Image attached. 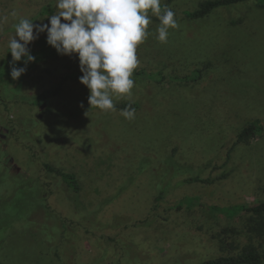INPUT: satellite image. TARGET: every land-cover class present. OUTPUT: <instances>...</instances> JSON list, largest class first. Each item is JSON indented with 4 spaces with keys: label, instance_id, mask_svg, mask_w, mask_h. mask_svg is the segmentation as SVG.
Returning <instances> with one entry per match:
<instances>
[{
    "label": "rangeland",
    "instance_id": "374dc122",
    "mask_svg": "<svg viewBox=\"0 0 264 264\" xmlns=\"http://www.w3.org/2000/svg\"><path fill=\"white\" fill-rule=\"evenodd\" d=\"M48 1L0 0V74L4 79L0 83V264H199L222 254L217 242L197 229L189 216L170 237L158 227L155 231L147 202L166 191L179 200L194 194L220 204L254 203L264 198V189L253 179L255 169L264 164V154L257 160V151L263 153L264 149V142L258 140L234 152L235 165L245 172L236 185L208 192L200 185L181 183L195 173L203 178L220 174L214 166L224 163L248 124L247 113L264 117V28L248 40L252 42L249 57L234 72L235 80L230 64L223 68L228 73H224L223 87L241 95L235 103L242 108H236L235 114L247 116L246 122L221 125L201 120L196 108L200 101L195 97L199 90L192 96L191 89L175 85L174 80L154 82L144 70L154 72V64H143L145 72L136 76L131 97L113 98L114 104L140 105L135 118L128 120L120 109L103 112L90 108L89 89L75 80H64L80 70L78 56L51 58L31 69L32 62L25 65L22 59L16 66L26 67L23 82L11 77L8 42L12 36L1 38L7 30L15 34L17 19L10 13L32 20ZM176 5L182 10L197 2L181 0ZM226 19L228 13L202 22L178 20L179 28L169 29L168 50H162L164 54L156 60L155 67L162 74L157 78L188 73L191 61L186 64L182 55L198 52L192 51L193 42L198 50L214 42L231 59L235 51L230 42L246 26H220ZM150 24L149 45L154 48L158 28L153 20ZM242 25L264 27V11L252 9ZM239 36L249 34L241 31ZM202 38L208 39L199 41ZM28 47L34 57L35 52L48 49L47 33H40ZM248 92L252 98L246 100L242 95ZM43 93L47 94L45 101L39 102ZM210 162L212 166L206 170L172 177L179 166L201 168ZM44 164L76 175L82 195L74 194ZM206 220L211 226V220ZM138 221H144L146 227L137 225ZM88 229L92 232L87 233Z\"/></svg>",
    "mask_w": 264,
    "mask_h": 264
},
{
    "label": "trees",
    "instance_id": "16d2710c",
    "mask_svg": "<svg viewBox=\"0 0 264 264\" xmlns=\"http://www.w3.org/2000/svg\"><path fill=\"white\" fill-rule=\"evenodd\" d=\"M179 1L181 0H161V14H163L165 7H167L176 14L177 21L183 19L184 21L186 20L189 22H202L215 16L219 15L220 17L223 14L228 13V19L224 20L220 26H231L232 28L246 26V28L242 30L237 28V38H234V40L230 42L232 51H235L232 52L231 59L226 58V52H220L217 49L218 46L214 45V42L207 43L205 48L201 45L199 50L197 43L193 42V44H190L192 51L198 52H190L189 54L183 53L182 56L185 58L184 62L191 61V63L188 64L191 69L186 74H173V76L169 75L162 76V78L160 77L159 79L157 78L162 74L155 67V63L158 57L162 56L164 54L163 52L168 50L165 45L166 43L159 44V41L154 39L153 48L149 45L150 41L149 38H147L145 40L146 42L144 41L142 44L138 45L136 52L140 64L133 72L132 79L135 81V84H137L136 76L147 71V77H152V80L154 78V82L157 81V83L163 84L169 80H174L177 82L175 85H180L185 89H191L192 96H195L194 92L199 90V96L195 97L198 98L196 99L197 101H200L196 105V108L201 116L199 117L201 120L227 125L229 123L237 124L238 122H246L249 118L248 124L238 134L232 147L226 153L225 161L222 166H214V170H221L220 174L215 177L209 176L203 178L195 173L196 171L208 169L210 165L212 166V162H210L205 167L201 168L179 166L177 167L178 171L172 175V177L177 176L180 172L183 174L195 173L181 183L191 186L200 185L203 191L208 190V192H213L217 191V189L223 185H236L239 182L238 177L240 175H242V177L245 175V172L234 163V152L238 147L249 143L251 140L264 142V117H262V115L257 116L251 113H247L249 116L248 118L242 113L236 115V108L241 109L242 107L237 106L235 98L241 95H236L233 93V90L225 89V87H223V81H225L224 76H226L224 73H227H223L224 65L230 64V75L232 74L231 76L233 80H235L236 75H233L234 72L238 67H242L243 63L247 62V57H249L248 49L251 48L252 42L248 40L252 38L253 34L258 33V29L264 28L257 25H242L246 23L247 16L252 9L258 8L261 11H264V0H195L197 2L195 7L192 6L189 9L186 8L182 10H179L176 5ZM55 5L56 0L48 1L47 5L42 6L43 8L41 12L32 19L33 22L35 21V24L37 25L49 24L50 26L49 17L57 11ZM148 15L150 20H153L154 23H156L155 25L158 24L157 26L154 25V27L158 28L160 26L159 19L154 16L150 10ZM62 22L64 21L62 20ZM241 31H244L245 34H249V36L240 37L239 34ZM207 35H210V33H207ZM11 36H13V31L11 32L10 30L4 31L3 34H1V38L9 39ZM198 37L202 36H197L195 38ZM238 38H242V43L239 41V43H237ZM207 39L202 38L199 39V41ZM244 39H246V41H244ZM151 49H154V52H152ZM175 54L179 55L181 53ZM63 56L65 55L58 54L57 51L49 45L48 49H42L40 52H35V60L29 67L31 69L32 67L37 66L39 62H43L44 60L48 61L51 58L59 59ZM73 56L77 55L74 54ZM143 64H154V72H152L153 70L151 69L152 71L150 73L148 68L147 70L144 69L145 71L142 70L144 67ZM54 72L52 74H54ZM80 73V70L73 71L67 75L64 80H75L76 82H80L79 78L82 76ZM26 74L27 72L22 74L18 79V82H23V78ZM247 76L248 75H246V77ZM2 80L4 79L2 78V74H0V83ZM247 80H249V78ZM202 86L204 90L202 89ZM180 92L184 93L183 90H180L179 93ZM249 92L246 95H242V97H245L246 100L252 98ZM46 95V93L41 94L37 100H39V102H44ZM115 106L116 110H124L130 106L136 110L135 114L140 111V105L137 103L115 104ZM236 117H240V119L237 120ZM261 152V149L257 151V160L260 157H263L260 155L264 154V149L263 153ZM44 166L47 170L60 175L68 186H70L72 189L71 191L74 194L79 197L82 195L81 185L76 175L56 170L50 164H44ZM8 177L14 180L9 174ZM253 179L255 184L259 185L258 187L264 189V164L260 163L255 169V176ZM168 194V191L161 192L155 200L147 202L149 206L146 209L149 211V217L154 219V228H160L162 233L170 237L180 227L182 221L188 219L189 216L192 220V224L196 225L197 229L199 228L200 231H205L208 237L215 240L221 249L222 254L203 260L199 264L264 263V198L254 203L226 201L225 203L220 204L209 203L208 200H204L200 195L191 194L185 196L183 200H179L171 198ZM101 198L104 197L101 195L100 199ZM205 212H209L213 217L211 215H209L211 218L205 216ZM206 219L211 220V226H209L210 223ZM212 219L217 220L218 222L214 224ZM137 225H140L143 228L145 222L138 221ZM135 227L136 224L132 226V228ZM155 231H157L156 228ZM90 232L92 231L88 229L87 233ZM133 232L134 231L131 233ZM148 238L151 239L150 236H148Z\"/></svg>",
    "mask_w": 264,
    "mask_h": 264
},
{
    "label": "clouds",
    "instance_id": "9594fccd",
    "mask_svg": "<svg viewBox=\"0 0 264 264\" xmlns=\"http://www.w3.org/2000/svg\"><path fill=\"white\" fill-rule=\"evenodd\" d=\"M55 7L57 11L49 17L50 26L34 24L31 19L18 17L15 11L10 13L17 19L15 34L8 42L11 77L16 80L26 72V67L16 64L22 59L25 65L35 60L28 45L46 32L47 43L58 54L78 56L82 72L79 80L90 91V108L103 112L116 111L114 97L133 94L132 76L140 64L136 52L149 36V10L160 21V42H167L170 28H179L170 8L165 7L161 14V0H56ZM135 111L129 106L121 110V115L132 120Z\"/></svg>",
    "mask_w": 264,
    "mask_h": 264
}]
</instances>
